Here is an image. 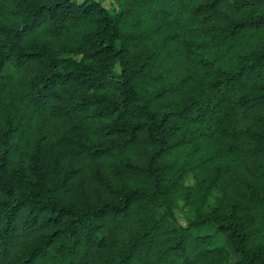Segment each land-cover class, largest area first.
Listing matches in <instances>:
<instances>
[{
    "label": "trees",
    "instance_id": "trees-1",
    "mask_svg": "<svg viewBox=\"0 0 264 264\" xmlns=\"http://www.w3.org/2000/svg\"><path fill=\"white\" fill-rule=\"evenodd\" d=\"M112 2L0 0V264H264V0Z\"/></svg>",
    "mask_w": 264,
    "mask_h": 264
},
{
    "label": "rangeland",
    "instance_id": "rangeland-1",
    "mask_svg": "<svg viewBox=\"0 0 264 264\" xmlns=\"http://www.w3.org/2000/svg\"><path fill=\"white\" fill-rule=\"evenodd\" d=\"M101 3L104 7H106L110 12H113L117 7L114 5L112 0H95ZM184 186L193 187L195 185L194 177L191 173L187 174L184 178ZM213 204V203H212ZM175 217L178 223L182 226H185L189 219L194 217L193 210L189 207H184L182 205L178 206V209L175 210ZM230 254V252H229Z\"/></svg>",
    "mask_w": 264,
    "mask_h": 264
}]
</instances>
